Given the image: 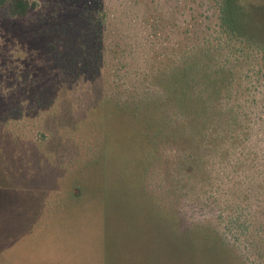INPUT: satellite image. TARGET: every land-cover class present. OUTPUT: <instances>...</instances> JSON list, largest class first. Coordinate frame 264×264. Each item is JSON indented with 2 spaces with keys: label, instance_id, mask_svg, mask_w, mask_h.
Returning <instances> with one entry per match:
<instances>
[{
  "label": "rangeland",
  "instance_id": "1",
  "mask_svg": "<svg viewBox=\"0 0 264 264\" xmlns=\"http://www.w3.org/2000/svg\"><path fill=\"white\" fill-rule=\"evenodd\" d=\"M29 1L0 4V264H264L258 55L238 61L246 82L261 69L247 130L191 163L202 141L163 99L217 43V0ZM234 3L264 39V0Z\"/></svg>",
  "mask_w": 264,
  "mask_h": 264
},
{
  "label": "trees",
  "instance_id": "2",
  "mask_svg": "<svg viewBox=\"0 0 264 264\" xmlns=\"http://www.w3.org/2000/svg\"><path fill=\"white\" fill-rule=\"evenodd\" d=\"M3 2L4 0H0V4ZM234 4V0H217V43L204 44L197 48V52H192L191 49L183 61L173 65L171 71L163 77V99L175 105L180 112L179 117L176 114L179 121L182 119L179 126L185 127L186 120H191L189 123L190 126L194 125L197 140L202 141L198 148L192 146L184 154L185 164L197 159L196 149L209 150L211 142L226 136L236 140V134L226 133L238 129L236 138H239L240 132L248 128L247 118L250 116L249 106L253 96L251 90L261 69H249L246 82L241 75L243 70L240 75L237 74L241 66L238 61L239 58L256 53L264 68V39L250 34L254 31L253 28L239 19ZM36 5L29 0H9V14L22 18L29 10L36 8ZM163 99L155 101L159 109L162 108ZM218 126L222 128L220 134H216ZM207 136L209 137L205 138ZM224 153L225 151L218 152L221 156Z\"/></svg>",
  "mask_w": 264,
  "mask_h": 264
}]
</instances>
